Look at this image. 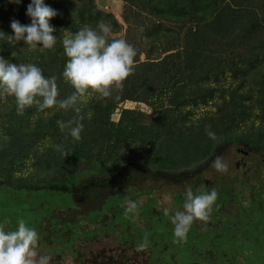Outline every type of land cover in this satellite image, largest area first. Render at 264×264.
<instances>
[{
	"label": "trees",
	"instance_id": "16d2710c",
	"mask_svg": "<svg viewBox=\"0 0 264 264\" xmlns=\"http://www.w3.org/2000/svg\"><path fill=\"white\" fill-rule=\"evenodd\" d=\"M122 2L117 18L97 0H45L57 10L49 21L53 49L32 50L6 37L0 42V56L55 77L57 100L75 91L62 76L65 31L102 21L111 26L108 39H124L136 50L134 70L108 97L89 92L73 107L33 104L23 114L13 96L0 98V174L13 186L77 184L83 171L112 175L130 162L179 173L206 161L219 143L264 150V0ZM28 3L0 0V31L13 35V19L30 24ZM126 101L147 109L123 107ZM77 122L79 141L69 133Z\"/></svg>",
	"mask_w": 264,
	"mask_h": 264
},
{
	"label": "rangeland",
	"instance_id": "374dc122",
	"mask_svg": "<svg viewBox=\"0 0 264 264\" xmlns=\"http://www.w3.org/2000/svg\"><path fill=\"white\" fill-rule=\"evenodd\" d=\"M97 1L100 7L120 18L123 9L122 0ZM124 34V31H122L119 36L122 37ZM122 106H139L145 110L147 109L145 104L135 101H126ZM118 116L119 110L113 115V118L117 120ZM239 149L248 151V154L243 156L247 165L242 164L237 167L234 161L241 157V153L238 152ZM217 156L228 164L226 172H219L212 167V161ZM83 160L87 163L90 161L87 157H84ZM245 168L248 170V179L251 186H253V190L260 194L257 201H264V189L262 187L264 181V150L244 142L219 143L216 145L211 157L206 161L179 173L151 170L142 164L130 162L112 175L94 172L95 170L83 171L77 184H71L63 179L56 183L28 184L21 187L13 186L0 174V223H3L6 230L11 231L15 230L17 221L23 219L27 225L35 229L37 227L39 237L42 236L41 234L48 235L47 228L68 221L72 225L66 232L63 231L62 235L73 238V245L80 249V256L85 259L95 252H101L104 248L106 249L105 253H109L111 249L112 252L116 248L119 250L120 245L127 246L129 241L124 244V241L116 238L117 235L124 232V229H127V232L133 235V239H135V233H138L140 229H144L139 232L143 236L144 234L147 235V231H149L155 237L154 239L163 237L164 241L171 243L173 245L171 247L175 250L178 248V243L174 242L176 238L173 236V232L169 231L168 219L163 216L161 220H157L154 219L157 218L155 215H159L163 207H168L170 212L173 209H181L186 186H191L194 192L207 191L208 188L203 181L204 178H208L213 185L216 184L213 188L219 186L220 189L224 188L227 191L230 188L233 191L235 189V191H238L236 200L242 203L244 197L249 195L245 185H242V181H240L245 176ZM233 186L234 189H232ZM116 194L122 195L119 201L115 196ZM218 194L221 195V193ZM148 197L155 198L154 205L152 198L149 199ZM178 197L182 198L181 203V200H177ZM217 198H220L219 195ZM126 199L136 201V210L125 212L124 201ZM218 204L215 203V206ZM151 205L153 206L150 207ZM253 205V203L250 204V206ZM236 206L237 203L230 199L224 202L222 209L232 207L235 210ZM107 207L108 209H106ZM103 208L106 210H103ZM96 209H99L101 214L96 216L94 220L89 219L88 216L94 214L90 211ZM118 210L121 211L118 213ZM114 213H118L117 221L127 219L126 222H115ZM161 215H163V212ZM255 215L260 222L258 229L251 228L249 231H242V234L228 237L222 234L218 236V241L223 243L217 247L228 254V256L226 255L227 258H233L239 264H264V209H259V212ZM53 227L51 233H54ZM89 231H93V234H89ZM189 233L186 242L190 243L192 241L191 243L195 244L192 247L195 256H190L189 248L186 247L185 243L179 244L181 248L179 247L177 251L178 261L175 257L179 264H187L190 257L192 262L201 261L200 256L201 259L208 257V222L193 221ZM200 233L203 234L198 235ZM250 235L254 237V240ZM44 236L41 238L43 240H38L37 250L53 258L60 246H49L45 242ZM247 237L248 239H246ZM154 239H152L150 245L145 244L143 250L140 249L142 257L149 255L150 249L155 246L156 240ZM175 243L177 247L174 246ZM67 255L66 252L64 257H60V260L59 258L51 259L50 264H73V260ZM100 257H103V255ZM234 263L237 264L235 261ZM215 264L224 263L218 260Z\"/></svg>",
	"mask_w": 264,
	"mask_h": 264
},
{
	"label": "clouds",
	"instance_id": "9594fccd",
	"mask_svg": "<svg viewBox=\"0 0 264 264\" xmlns=\"http://www.w3.org/2000/svg\"><path fill=\"white\" fill-rule=\"evenodd\" d=\"M19 4L21 0H12ZM30 24H21L18 20L10 21L13 35L7 36L0 31V42L5 37L9 42L23 41L32 50L53 49L56 36L50 18L57 15V10L45 3V0H30L26 6ZM111 26L98 22L96 28L84 26L75 33L65 31L62 38L65 61L62 76L73 88L71 96L57 100L55 77H45L42 69L32 63H13L0 56V98L13 96L18 114H23L26 107L35 104L39 110L52 106L60 109L73 107L76 101L86 102L89 92L108 97L110 89L119 87L121 82L131 73L136 50L124 39H108ZM78 111L79 109H74ZM61 129L66 125L57 122ZM71 124L72 122H67ZM83 125L77 122L69 128L75 141L80 140ZM209 135H213L209 133ZM212 167L219 172H226L228 164L217 156ZM181 209L163 207L162 212L172 224L174 242L182 243L193 221H207L217 198L215 188L194 192L186 186ZM125 212L136 210V201H124ZM38 233L34 227L23 219L17 221L15 230H6L0 223V264H50L51 257L38 252ZM146 243V241H145ZM145 243L139 247L143 248Z\"/></svg>",
	"mask_w": 264,
	"mask_h": 264
},
{
	"label": "flooded vegetation",
	"instance_id": "af4514ba",
	"mask_svg": "<svg viewBox=\"0 0 264 264\" xmlns=\"http://www.w3.org/2000/svg\"><path fill=\"white\" fill-rule=\"evenodd\" d=\"M238 152L241 153V157L237 158L234 161L235 166L240 167L242 164L247 165L244 162L243 156L245 154L247 155L248 151L244 149H239ZM247 171L248 170L245 168L244 170L245 176H243L240 181H242V185H245L246 189L249 192V195L247 197H244V200L242 201V203H240L239 200L238 201L236 200V194H238V191H235L234 186L232 187L234 191L231 190V188L229 189V191H227L224 188L220 189L219 186L218 188H215L217 192V196L219 195L220 198H217L216 202H214L213 210L209 214V219L207 220L208 222V250H207L208 257L206 259H201L202 257L200 256L199 259L201 261H198V262L197 261L192 262L191 257H190L187 264H192V263L193 264H208L210 260H212L210 264H215V262L218 260H221L224 264H235L234 261L237 264H239L235 259L227 258L226 255L228 256V254L222 251L223 249H220L217 246L222 245L223 243V242L221 243L218 241L219 234H222L228 237V236H233L237 234H242V231H249L251 230V228L258 229L260 227V222L256 219L257 216L255 214L259 212V209H264V201L263 200L257 201L259 199L260 194H257L255 190H253V186H251V183L249 182V179H248L249 174ZM203 181L205 185L207 186L208 190L212 189L214 185H216V184L213 185L208 178H204ZM218 193H221V195ZM115 196L118 198V201L122 197L121 194H116ZM148 198L149 199L152 198L153 205H154L156 202L155 198L154 197H148ZM230 199L234 200L237 203L236 209L233 210L232 207H227L225 210H223L222 207L224 205V202ZM177 200H181L180 203L182 202L181 197H178ZM250 202L253 203L254 205L250 206L251 204ZM215 203L217 204L220 203V204L215 206ZM153 205H151L150 207H152ZM106 209H108V207ZM106 209L103 208V210H106ZM120 211L121 210H118V213ZM90 212H94V214L92 216H88V218L93 219V220L96 216L101 214V211L99 209L91 210ZM118 213L113 214L115 222H126L127 219L123 221L116 220ZM161 213L162 211L160 212L159 215L158 214L155 215V217L157 218H154V219L161 220L162 217L164 216V215H161ZM167 223H170V222L167 220ZM70 225H72V223L68 221L62 222L61 224H57V226L55 225L54 227L51 226L47 228L49 236L48 235L44 236V234H41L42 236H44L46 240L45 242L48 243L49 246L50 245L60 246L59 250H57L58 252H55V255H53L54 256L53 258L55 259L59 258L60 260V257H64L65 253L67 252L68 254L67 256L71 257V259L73 260V264H179L177 262L178 261L177 251L179 250V247L181 248L179 244H182V243H185L186 247L189 248L188 251H189L190 256H193V255L195 256L194 248H192L194 247L195 244L191 243L192 241L190 243H187L185 240L182 243H178V248L174 250L173 247H171L173 245L171 243H166L163 237H160L159 239H154L155 237L152 236L150 232L147 230H146L147 235L144 234L143 236L139 232L144 229H140L138 233L137 232L135 233L134 235L135 239H133L134 238L133 235L128 233L127 229H124V232L120 235H117L116 238L117 240L124 241V244L125 243L127 244L128 243L127 241H129V244L127 246L120 245L119 246L120 249L117 250L116 248L114 252H112V249L110 248L111 250L109 251V253H105L106 249L104 248L101 252L99 251L97 253L95 252L90 257L85 259V258H81L80 256V253H81L80 249L73 245L74 244L73 238L71 239L70 238L71 236L67 238L62 235V232L63 231L66 232L69 229ZM52 227L54 228V233H51ZM36 231L38 233L37 227H36ZM83 233L84 231L82 232V234ZM89 234H93V231H89ZM187 234H190L189 231ZM42 236H39L38 238L39 241L43 240L41 239ZM250 237L254 240L253 236L250 235ZM152 239L156 240L155 246H153V249H150L149 255L147 257H142L141 250H143L145 246L141 248L139 247V245L141 243H145V241H146L145 244L150 245ZM246 239H248V237ZM191 240H193V238H191ZM174 246L177 247V244L175 243ZM128 252H131V253L129 254ZM101 255H103V257H100Z\"/></svg>",
	"mask_w": 264,
	"mask_h": 264
}]
</instances>
